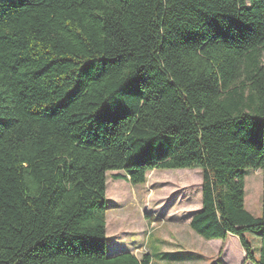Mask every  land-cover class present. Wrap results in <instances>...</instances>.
I'll use <instances>...</instances> for the list:
<instances>
[{
	"label": "trees",
	"instance_id": "trees-1",
	"mask_svg": "<svg viewBox=\"0 0 264 264\" xmlns=\"http://www.w3.org/2000/svg\"><path fill=\"white\" fill-rule=\"evenodd\" d=\"M183 168L191 228L264 264V0H0V264H151L108 253L107 174Z\"/></svg>",
	"mask_w": 264,
	"mask_h": 264
},
{
	"label": "rangeland",
	"instance_id": "rangeland-1",
	"mask_svg": "<svg viewBox=\"0 0 264 264\" xmlns=\"http://www.w3.org/2000/svg\"><path fill=\"white\" fill-rule=\"evenodd\" d=\"M119 173L107 174L108 253L128 251L138 259L148 253L151 264H243L245 252L235 235L225 242L207 240L191 228L201 208L200 168L155 169L139 185L113 179ZM262 189V170L248 168L245 205L255 216L262 211ZM247 237L255 248L260 245L258 235Z\"/></svg>",
	"mask_w": 264,
	"mask_h": 264
}]
</instances>
